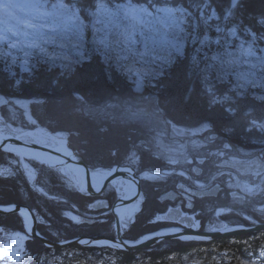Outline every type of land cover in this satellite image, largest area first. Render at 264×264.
I'll use <instances>...</instances> for the list:
<instances>
[{
    "label": "trees",
    "instance_id": "16d2710c",
    "mask_svg": "<svg viewBox=\"0 0 264 264\" xmlns=\"http://www.w3.org/2000/svg\"><path fill=\"white\" fill-rule=\"evenodd\" d=\"M45 1L51 6L60 2ZM88 2L94 5L96 0ZM104 2L109 10L122 12V16L114 17L125 28L122 34H110L108 46L98 43L102 26L92 29L94 7L88 9L87 18L80 17L87 25L84 37L76 32H60L41 55L33 48L15 51L0 41V96L31 102L35 124H30L18 107L14 115L8 106L2 108L6 120L28 132L41 128L52 135H66L68 146L92 172H110L125 164L137 168L139 175H163L175 170L176 178L169 174L163 177L169 178L166 183L143 181L141 213L124 224V238L137 242L166 225L158 221L165 204L160 198L170 191L181 192L178 181L197 177L188 164L174 165L156 154L154 136L165 138L171 126L176 125L205 129L206 144L227 143L241 148L264 144V26L257 23L264 17V0H243V6L230 18H225L228 13L222 11L227 0H216L211 8L201 0H178L186 9L182 29L164 31L158 20L153 24L159 30L157 37L172 38L181 44L180 52L171 53L142 47L148 34L155 32L137 24L134 29L129 26L124 13L128 12L130 0ZM131 2L146 6L148 0ZM80 4H86V0H78L77 9ZM196 4L201 6L197 8ZM140 18L138 24L144 21V14ZM217 27L222 31L218 32ZM126 29L135 31L129 41ZM24 57H30L27 72L20 66ZM249 71L259 82L247 75L250 82L240 77ZM140 78L145 86L142 93L134 90ZM91 106L100 111L93 112ZM4 132L12 134L11 130ZM201 152L204 155L198 161L205 162L198 166L203 169V175L198 177L211 180L213 174L208 171L209 159L205 155L208 148ZM133 155L139 158L137 163ZM5 163L15 164L16 170L0 173V205L29 206L38 217L43 236L57 243L81 237L116 238L111 209L121 196L113 189L101 197H91L80 184H72L60 172L31 161L32 167L41 169L38 185L42 193L50 195L46 196L33 191L30 175L16 154L0 151V164ZM181 170L186 176L178 174ZM99 202L106 207L96 208ZM232 202L238 204L237 209L250 204L247 200ZM235 214L232 206L224 219L235 226L253 225L254 220L264 223L259 216L254 220L242 216L231 220ZM3 232L26 235V264H245L264 249V233L213 242L172 240L133 253L109 247L52 249L28 233L20 214L0 215V236Z\"/></svg>",
    "mask_w": 264,
    "mask_h": 264
},
{
    "label": "rangeland",
    "instance_id": "374dc122",
    "mask_svg": "<svg viewBox=\"0 0 264 264\" xmlns=\"http://www.w3.org/2000/svg\"><path fill=\"white\" fill-rule=\"evenodd\" d=\"M3 4L13 5V7L4 8ZM37 4H40L42 6L40 7L34 6ZM117 14L122 16V12L118 13L114 10H108V12L98 13L97 15L93 16V25H92L93 31L96 29L97 25L102 26L101 38L98 39L99 44L103 46H108L110 34L112 33L122 34V31L125 28L122 24V21L114 17L117 16ZM124 14L126 15V17H128L126 21L129 22L128 24L129 26H131V28L134 29V27L137 24L140 25L143 29H149L155 32V34L153 35L148 34V37L144 39L145 43L142 44V47L144 49H150V48L155 50L159 49L163 52L166 51L167 53H171V51L173 50L177 52H180L182 50L181 44L176 42V40L172 38H166L160 36L157 37L159 30L158 28H155L153 24L154 22H156L155 20H158L157 22L162 24L161 26L164 29V31L171 32L176 29L180 30L182 29L183 26L182 23L184 22L183 13L177 12L174 15L170 16L162 12L154 13V14L151 13L149 15L139 11L135 13H129L128 11L127 13ZM142 14H144L145 19L144 21H142V23L138 24V22L141 21L140 16ZM70 16H71L70 12H66L63 9L53 7L49 5L48 2L45 0H0V41L2 43L8 44L10 47L14 48L15 51H19L20 49L23 48H27V49L33 48L34 51L37 50L38 52H40L39 55H41L44 53L45 49H48V47L51 45L52 42L51 40L54 37H56L58 33L76 32L73 28V22L69 19ZM80 21H82V24L81 27L79 28V31L76 33L84 37L85 33L87 32V25L81 18ZM119 29L120 32H118ZM134 32L135 31H130L129 29H126V33H129L128 37H126L127 41H129L128 39L130 38L129 36L135 34ZM10 54L11 53H9V55ZM13 56L15 57V55ZM24 58L25 59L20 60V66L24 72H27L29 70L27 60H29L30 57H24ZM248 64H251V62L245 63V65ZM262 64H264V62ZM253 66L255 67L256 65L254 64ZM246 75L253 78V81L259 82L258 80L254 79L255 75L251 71L241 74L240 77L250 82V80L246 78ZM144 88L145 86L141 85V78H140L134 90L138 93H142L144 91ZM11 104H13V106ZM5 106L9 107L13 115L16 113L15 107L22 109L30 124H35L36 122L31 117L30 114L31 102L19 100V99L9 100L3 96H0V130H2L3 132L5 130L7 132H9V130L12 131V134H7L5 132L6 135L17 136L23 140L34 142L41 146H46L49 148L69 147L68 137L64 134L52 135L48 133L46 130L41 128H38L37 130L32 132H28L23 128L14 126V124L8 122L4 116V112L2 108ZM90 108L93 112L100 111L95 106H91ZM101 111L103 112L105 110H101ZM205 132L206 130L203 128L192 130V129H185L178 127L176 125H172L170 128V133H166L165 135L167 136H165V138H156L154 136L155 139L154 148L156 154L166 157L174 165L188 164L187 162L190 161V159L192 160L194 159L197 164H203L205 160L201 162L198 161V159L202 158V155H204L201 152V150L204 147L201 146L203 144H206L204 143ZM194 149L196 152H192V150ZM8 152L16 154L17 157H19L20 160L22 161L25 172L27 173V175H30L31 181L35 179L34 178L35 176H33L30 173V169L32 167L30 162L35 160L28 153L22 152V149L20 148ZM132 159L134 163H137L139 161V158H137L135 155H133ZM206 159L210 160L208 155ZM210 163L211 162L209 161V164ZM61 172H62L61 174L66 176L72 184H80L82 187V176L80 175L79 172L73 170L72 171L64 170ZM110 172H94V173L97 174V176L99 177H106ZM168 174H169L168 172H166L163 175L144 173L141 176L143 178V181L150 182L152 179H159L160 181L169 179V178H163ZM195 174L197 175V172H195ZM38 181L39 178L36 179L37 183ZM237 183H238V187L240 188L242 187L241 189H246L249 193L255 194L259 192V190L261 189L259 187L258 188L253 186L250 187L247 183L244 185L243 180H237ZM109 189H113V191L117 192L121 197H123L127 191L124 185L120 186L116 184H114V186L110 187ZM222 201L224 202L227 201V203L229 202L228 200L224 199L221 200V202L218 203V205L220 206L224 205ZM240 201H246V200L241 199ZM141 202H143V196H141V198L137 201L136 210L124 220L123 225L127 221L133 220L136 215L141 213V209H142ZM228 205H229L228 207H231L232 209V206L233 208H237L236 205L238 204L236 203L233 204L231 200L230 203H228ZM103 207H106V204L103 202H99L96 205V208H103ZM71 218H73L76 221H80V218H78L75 215H71ZM243 218L248 219L246 216H244ZM24 224H25V220H24ZM225 228L226 227L216 225V227H213L211 230L215 231ZM26 239H27L26 235L24 234L3 232V234H1L0 236V257H3L5 256V254H7L8 258L0 259L1 264H26L28 261V255L25 252ZM181 241H192V240L181 239ZM106 247L101 246L97 248H106ZM262 253H264V249H262L259 252L257 258H255L253 261L246 262L245 264L261 263L264 260V254ZM224 255L225 253H223V256ZM16 256H19L20 258L19 259L12 258ZM229 261L230 260H228L227 263H229ZM200 263L202 262L200 261ZM207 264H211V261H208Z\"/></svg>",
    "mask_w": 264,
    "mask_h": 264
},
{
    "label": "flooded vegetation",
    "instance_id": "af4514ba",
    "mask_svg": "<svg viewBox=\"0 0 264 264\" xmlns=\"http://www.w3.org/2000/svg\"><path fill=\"white\" fill-rule=\"evenodd\" d=\"M201 147L208 148V152L205 154L209 156L211 163L207 168L213 174V179L207 180V177L205 179L198 177L203 175V169L199 168L200 164H197L194 159H190L187 162L189 169L191 167L193 171L199 173H197V177L188 176L183 181H178L180 182L178 189L181 192L170 191L178 193L176 200L162 201L161 198L165 194L160 198V201L165 204L161 207L162 213L158 221L166 224L160 230L166 228H190L196 231L216 232L224 230H211L216 225L226 227L225 229L234 227L235 225H230L224 219L227 213H230L232 210L231 207H228V203L232 199H244L249 201L250 204L245 209L233 208L236 210V214L232 215L231 220H238L240 216H246L249 220L257 219V216L264 219V144L249 148L234 147L227 143L203 144ZM237 163L261 164V167L254 169V173L243 174L231 166ZM183 171L181 170L178 174L183 173L186 176V172ZM175 173L174 169L171 170L169 173L170 178H176ZM237 180H243L244 185L247 183L250 187H259L261 189L255 194L249 193L246 189L238 187ZM167 181L168 179L161 181L159 179H152L150 182L157 185L166 183ZM195 191H213L215 195L195 197L193 196V192ZM224 199L229 202L222 201L224 205H218ZM254 221V224H264L258 220ZM236 226L245 225L238 224ZM202 228L206 230H202Z\"/></svg>",
    "mask_w": 264,
    "mask_h": 264
},
{
    "label": "water",
    "instance_id": "95a60500",
    "mask_svg": "<svg viewBox=\"0 0 264 264\" xmlns=\"http://www.w3.org/2000/svg\"><path fill=\"white\" fill-rule=\"evenodd\" d=\"M0 133L4 135V138L0 142V151H7L5 150L8 146H13L21 149L32 150V151H40L44 152L48 157L50 155H56L61 157L63 161L56 167H51L47 164L39 163L40 165L46 166L47 168L55 171H60V169L73 168L80 169L83 174L82 178V187L85 192L91 197H101L103 196L110 187H113L115 182L119 179L125 178L131 180L136 188L135 195L132 199L126 200L125 197H120L112 206V214L115 217V227H116V238L106 237V236H93V237H81L74 240H70L67 242L57 243L54 242L45 236H43L38 229L39 220L36 213L26 205H10V206H2L0 205V215H14L20 214L22 216L23 210H28L31 214L32 218V229L28 231V233L38 240H40L46 247L52 249H64V248H72L78 246L84 247H98L95 246L96 242L99 241H106L109 243L107 247L115 250H120L122 252L133 253L140 250L154 248L162 243L172 241V240H181V239H188L194 241H216L222 238L227 237H241L248 234H257V233H264V224H254V225H245V226H234L229 227L227 229L216 231V232H208V231H196L190 228H166L149 235L159 234L156 237L150 238L146 241H143L145 237L140 239L137 242L127 241L124 238V225L123 220L119 217L116 213V208L119 204L129 205L137 202L141 196L143 195V178L141 175L138 174L137 168L130 164H125L118 166L113 172L108 173L106 176L103 185L100 188H96L93 183V174L92 170L89 168L88 164L85 160L72 148L69 147L70 151L73 153L72 157H63L61 154L56 152L54 148H49L46 146H41L37 143L30 142L27 140H23L17 136L6 135L5 132L0 130ZM8 152V151H7ZM38 163V162H37ZM233 168H236L243 174L253 173L252 169L260 168L261 164H249V163H237L231 165ZM128 169V170H125ZM255 171V170H254ZM215 195L213 191H195L193 192V196L195 197H207ZM178 197L177 192H170L164 195L161 200L162 201H174ZM7 207H12L11 210H6ZM178 211V210H177ZM23 218V217H22ZM26 227V226H25ZM27 229V228H26ZM167 230H175L176 232L173 234H162L161 232ZM88 241V243H84V241Z\"/></svg>",
    "mask_w": 264,
    "mask_h": 264
},
{
    "label": "snow or ice",
    "instance_id": "6c2138e0",
    "mask_svg": "<svg viewBox=\"0 0 264 264\" xmlns=\"http://www.w3.org/2000/svg\"><path fill=\"white\" fill-rule=\"evenodd\" d=\"M77 3H78V0L77 2H71L70 0V2L68 3H65L63 2V0H60L59 3L52 5L53 7H57V8L63 9L66 12L71 13V16L69 17V19L73 22V28L76 32L79 31V28L81 27V24H82V21H80L81 15H83L85 18L89 16V11H88L89 8H92V7L95 8V11L91 13L92 16H95L98 13L108 12L109 10V6L107 3L104 2V0H96L94 5L88 2V0H86V4H80L79 9H77ZM201 3H203L204 6L211 8L212 5L216 3V0H211V2H208V0H201ZM34 6L40 7L42 5L37 4ZM195 6L199 8L201 5L196 4ZM242 6H243V0H227V7L222 8V11L228 13V17H225V18L233 17L235 15V12L239 10V8H241ZM3 7L4 8L13 7V5L3 4ZM127 8H128L129 13H135L139 11V12H143L149 15L151 14L149 9H152L157 13L162 12L170 16L174 15L177 12L184 13L186 11L185 8L179 5L178 0H155V2H153V0H148L146 6L133 4L130 0V2L127 5ZM257 23L260 24L261 26H264V17L259 19ZM216 30L218 32L222 31V29H220L219 27H217ZM181 175H183V173H181ZM6 258H8L7 254H5V256L3 257H0V259H6ZM12 258L19 259L20 257L16 256Z\"/></svg>",
    "mask_w": 264,
    "mask_h": 264
},
{
    "label": "bare ground",
    "instance_id": "6f19581e",
    "mask_svg": "<svg viewBox=\"0 0 264 264\" xmlns=\"http://www.w3.org/2000/svg\"><path fill=\"white\" fill-rule=\"evenodd\" d=\"M3 138H4V135H2L0 133V142L2 141ZM16 149H18V148L17 147H13V146H8L5 150L14 151ZM54 150L56 152H58L59 154H61L65 158L72 157V154H73L70 151L69 147H65V148L58 147V148H54ZM22 152L28 153L38 163L47 164V165H49L51 167H56L59 164H61V162L63 161V159L61 157H58L56 155H50L48 157L46 154H44V152H40V151H32V150L22 149ZM201 162H203V160H201ZM249 164L255 165V163H249ZM73 169L75 171L79 172L80 175L82 176L83 172L80 169L75 168V167ZM249 169L253 170V173H254V169L255 168L252 169V167H250ZM64 170H71L72 171L71 168L60 169V171H64ZM125 170H128V169H125ZM197 173H199V172H197ZM82 178H83V176H82ZM92 178H93L94 186L96 188H100L103 185V182H104L106 177H99V176H97V174L94 173ZM115 184L116 185H120V186L124 185L126 187L127 191H126V194L123 196V197H125L126 200L132 199L133 196L135 195L136 188H135L134 183L131 180L122 178V179L117 180L115 182ZM136 203L137 202H135L133 204H129V205L119 204L117 206L116 213H117V215L119 217L122 218L123 222L128 216H130L136 210ZM11 209H12V207H7L6 208V210H11ZM22 216H23V218L25 220V224H26L27 230L30 231L32 229V218H31L30 212L25 209V210L22 211ZM175 232H176L175 230H167V231L161 232L160 235H162V234H173ZM158 235L159 234H153V235H149V236L146 235L147 237H145L143 239V241H146V240H148L150 238H153V237H156ZM84 243H88V241L86 240V241H84ZM108 245H109V243L106 242V241H99V242L95 243V246H98V247H101V246L106 247Z\"/></svg>",
    "mask_w": 264,
    "mask_h": 264
},
{
    "label": "built area",
    "instance_id": "2783aa9c",
    "mask_svg": "<svg viewBox=\"0 0 264 264\" xmlns=\"http://www.w3.org/2000/svg\"><path fill=\"white\" fill-rule=\"evenodd\" d=\"M23 167V164L21 165ZM16 170V165L12 163H5V164H0V173H13ZM30 173L35 176L31 182H32V189L33 191H37L38 193H42L40 186L36 182V179L39 178L41 174V169L38 167H31ZM43 194L46 196H50L48 193L43 191Z\"/></svg>",
    "mask_w": 264,
    "mask_h": 264
}]
</instances>
